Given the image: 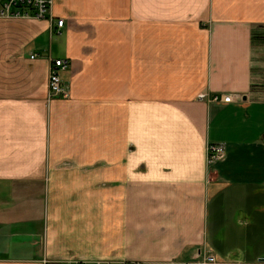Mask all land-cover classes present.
<instances>
[{
	"label": "crops",
	"instance_id": "obj_1",
	"mask_svg": "<svg viewBox=\"0 0 264 264\" xmlns=\"http://www.w3.org/2000/svg\"><path fill=\"white\" fill-rule=\"evenodd\" d=\"M50 12L0 17V264H264V0Z\"/></svg>",
	"mask_w": 264,
	"mask_h": 264
},
{
	"label": "built area",
	"instance_id": "obj_2",
	"mask_svg": "<svg viewBox=\"0 0 264 264\" xmlns=\"http://www.w3.org/2000/svg\"><path fill=\"white\" fill-rule=\"evenodd\" d=\"M52 0H2L0 2V17H33L44 19L48 18L52 22L51 16ZM57 27L63 25V20H55ZM34 55H31V58ZM69 65L68 60L53 58L50 60L47 76V99L60 97L64 94L66 86L62 80V73ZM207 94L200 93L198 98H207ZM239 96L236 95V98ZM208 99L212 101L229 102L233 100L231 94L217 93ZM225 148L221 143H209L206 146V159L208 164L216 162L224 154ZM217 260L211 253H203L196 259L185 262L184 264H216ZM70 264H87L86 261H73ZM93 264H144L142 262L130 261L126 263L113 261H94Z\"/></svg>",
	"mask_w": 264,
	"mask_h": 264
}]
</instances>
